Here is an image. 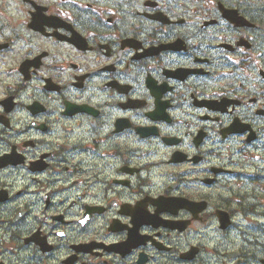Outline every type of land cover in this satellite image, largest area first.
Returning <instances> with one entry per match:
<instances>
[{"label":"flooded vegetation","instance_id":"flooded-vegetation-1","mask_svg":"<svg viewBox=\"0 0 264 264\" xmlns=\"http://www.w3.org/2000/svg\"><path fill=\"white\" fill-rule=\"evenodd\" d=\"M0 264H264V0H0Z\"/></svg>","mask_w":264,"mask_h":264}]
</instances>
